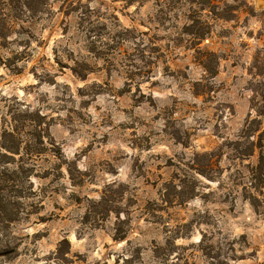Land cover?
I'll use <instances>...</instances> for the list:
<instances>
[{
	"label": "rangeland",
	"instance_id": "374dc122",
	"mask_svg": "<svg viewBox=\"0 0 264 264\" xmlns=\"http://www.w3.org/2000/svg\"><path fill=\"white\" fill-rule=\"evenodd\" d=\"M263 96L264 0H0V264H264Z\"/></svg>",
	"mask_w": 264,
	"mask_h": 264
},
{
	"label": "trees",
	"instance_id": "16d2710c",
	"mask_svg": "<svg viewBox=\"0 0 264 264\" xmlns=\"http://www.w3.org/2000/svg\"><path fill=\"white\" fill-rule=\"evenodd\" d=\"M94 15H95V12H94V9H91V8H89V6H87V9L86 10H84L83 12H81V14H80V20L82 21V23L84 24V26H83V30H85V32H87V33H89V37L92 39V38H94V37H97V36H99L100 35V33H99V31L98 30H100V29H104V24H101V26H100V23H99V20L98 19H94L93 17H94ZM188 27H190V33H193L192 32V28H193V24H190ZM127 30H125V32H126ZM125 32L124 31H121V32H119V34H125ZM206 32L204 31V30H202L201 32H199L198 34H195L196 36V38H202L203 36H204V34H205ZM118 37V36H117ZM119 38V37H118ZM123 39V38H122ZM264 97V96H263ZM264 110V109H263ZM263 112H260V114H262ZM10 136H13V134H12V132H8V131H5L4 133H2V138H5V137H10ZM4 147H6L7 148V150H9V149H12V148H9V146H4ZM259 148V147H261V144H260V142H258V141H251L250 142V148H249V152H247V154H252L253 153V150H254V148ZM10 151H12V150H10ZM13 151H15V149L13 150ZM3 156H5L6 157V155L5 154H2ZM263 157H262V155H260V164H259V166H258V169L259 168H261L262 167V165L263 164H261V159H262ZM7 215V216H6ZM11 219H12V216H11V214L10 213H8V214H5V220L7 221H11Z\"/></svg>",
	"mask_w": 264,
	"mask_h": 264
}]
</instances>
